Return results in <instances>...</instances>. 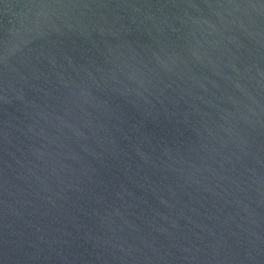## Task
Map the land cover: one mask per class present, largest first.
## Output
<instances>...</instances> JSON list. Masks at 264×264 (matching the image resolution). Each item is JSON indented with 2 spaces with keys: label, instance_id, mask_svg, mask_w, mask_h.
Listing matches in <instances>:
<instances>
[{
  "label": "water",
  "instance_id": "1",
  "mask_svg": "<svg viewBox=\"0 0 264 264\" xmlns=\"http://www.w3.org/2000/svg\"><path fill=\"white\" fill-rule=\"evenodd\" d=\"M0 264H264V0H0Z\"/></svg>",
  "mask_w": 264,
  "mask_h": 264
}]
</instances>
